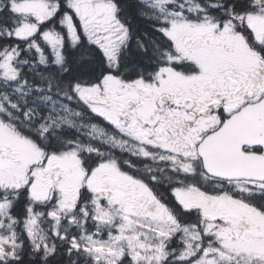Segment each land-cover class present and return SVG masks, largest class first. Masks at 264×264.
Segmentation results:
<instances>
[{
  "label": "snow or ice",
  "instance_id": "obj_1",
  "mask_svg": "<svg viewBox=\"0 0 264 264\" xmlns=\"http://www.w3.org/2000/svg\"><path fill=\"white\" fill-rule=\"evenodd\" d=\"M0 264H264V0H0Z\"/></svg>",
  "mask_w": 264,
  "mask_h": 264
}]
</instances>
